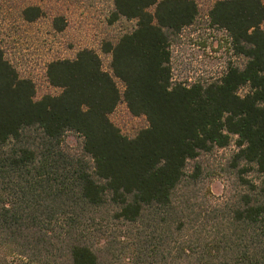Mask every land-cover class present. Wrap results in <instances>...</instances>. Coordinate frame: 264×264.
<instances>
[{
    "label": "trees",
    "instance_id": "1",
    "mask_svg": "<svg viewBox=\"0 0 264 264\" xmlns=\"http://www.w3.org/2000/svg\"><path fill=\"white\" fill-rule=\"evenodd\" d=\"M198 15L193 0H114L112 22L137 24L104 45L112 73L83 49L48 65L61 92L40 100L0 49V264H264L258 186L208 205L198 162L236 137L231 167L264 175V2L221 0L208 15L243 67L174 83L170 42ZM122 102L148 121L135 138L111 120Z\"/></svg>",
    "mask_w": 264,
    "mask_h": 264
},
{
    "label": "rangeland",
    "instance_id": "2",
    "mask_svg": "<svg viewBox=\"0 0 264 264\" xmlns=\"http://www.w3.org/2000/svg\"><path fill=\"white\" fill-rule=\"evenodd\" d=\"M193 1L199 10L196 23L170 42L173 82L187 85L219 80L229 66L243 67L246 63L236 55L227 32L210 25L208 15L221 0ZM31 7L41 10L40 18L34 22L24 18V11ZM151 11L154 13L155 9ZM113 12L114 0H0V49L21 78L35 83L38 100L46 95H59L61 90L52 87L47 78L48 65L53 61L74 60L81 50L92 49L102 58L104 69L112 73V55L104 52V45L116 44L137 24L125 18L112 22ZM57 19L62 30L57 29ZM117 82L124 92V84ZM247 92L244 88L240 94ZM111 120L128 138H135L148 127L147 119L132 116L124 102ZM236 141L234 137L229 147L216 149L198 161L203 168L200 196L208 205L245 192L246 181H253L259 195L264 197V175L253 170L241 173L242 164L240 169L231 167L238 152ZM65 143L79 150L83 139L70 133ZM195 165L196 162H190L188 171L192 173Z\"/></svg>",
    "mask_w": 264,
    "mask_h": 264
},
{
    "label": "built area",
    "instance_id": "3",
    "mask_svg": "<svg viewBox=\"0 0 264 264\" xmlns=\"http://www.w3.org/2000/svg\"><path fill=\"white\" fill-rule=\"evenodd\" d=\"M184 85H187V84H185V83H183Z\"/></svg>",
    "mask_w": 264,
    "mask_h": 264
}]
</instances>
